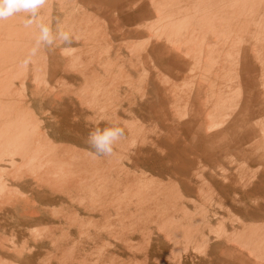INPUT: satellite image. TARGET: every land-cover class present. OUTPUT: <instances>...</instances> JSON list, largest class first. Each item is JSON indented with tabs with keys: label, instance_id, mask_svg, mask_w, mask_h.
<instances>
[{
	"label": "rangeland",
	"instance_id": "rangeland-1",
	"mask_svg": "<svg viewBox=\"0 0 264 264\" xmlns=\"http://www.w3.org/2000/svg\"><path fill=\"white\" fill-rule=\"evenodd\" d=\"M161 1L48 0L47 6L50 4V12L48 14L49 7L45 6L41 10L40 19L44 23L50 21L54 30L57 23H59L64 30L70 31L74 38L73 44L68 47L57 42V46L51 51L41 49L40 53L35 57L37 59L33 58L34 62L32 61L27 68L21 67V61L25 59L29 50L34 46L38 30L35 25L30 28L24 27V14H19L4 22H0V79L5 76L6 83L10 86L8 89L11 92V94L10 92L8 94L6 90H2L0 95L1 98L9 95L11 97L9 98V103L10 106L12 105V109L9 108L7 110L4 105L0 108V113L3 111L9 112L5 115V120L9 122L20 120V117L25 116L23 113L27 115V107L31 108L36 117V126L40 127H38L39 134H34L33 136L38 140L40 138L39 142L48 144L47 141L49 139L46 138L45 141L41 138L43 135H47L52 141L51 144L57 147L58 152L66 155V160L68 157H72V154L74 157L78 154H86V160L89 161L91 170L96 165L100 166L99 163H101V168L107 167L110 169L109 171H104V177L107 179V183H110L111 179H114L116 171L122 170L121 174L124 176L127 170L132 174L134 187L144 196L138 201V205L132 213L123 209L116 214L113 213L106 220H101V225L108 227L105 223L109 222L112 217L117 218V223L114 224L115 228L113 229L115 234L113 235L118 236L117 233L122 232L121 235L119 234L122 238L119 241L121 245L117 248L105 245L108 241H115L113 238L108 240L111 237L101 236L95 239L97 242L94 245H91L90 242L93 241L92 239H89L85 235L80 237L79 233L75 230L70 237L77 243L72 244L73 242L71 241L72 243L70 242L63 250L59 249L56 254L54 253L56 250L51 247L50 242L34 241L37 237L40 238L39 235L47 225L45 223L46 221H31L23 228L24 231L21 235L17 231V228L20 227L19 220L27 216H18L21 211L18 208L14 209L13 212L15 213L13 215L12 212L8 213V220L0 219V264L2 261L3 264H57L55 261L57 255L66 259V262L59 264H77L75 260L82 257L86 261L81 264H91V260L97 256L103 264H131L132 262V264H177L178 262V264H264V198H257L259 189L253 188L254 183L259 179V174L264 171V111L257 112L249 120L257 130H262L263 134L255 138L258 139L257 144L253 142V139L249 143H244L243 148H239V151L237 148L238 142H233L228 139L217 141V138L211 137L203 143L204 149L207 150L202 154L196 153L193 146L195 142L186 138L180 129L181 120H188L190 116V106L182 100L184 96L191 93L192 86L190 79L188 77H175L173 79L167 77L164 72L158 71L153 58H148L146 54L148 42H151V44L154 42V32L151 30L149 35L152 36L148 38L147 27L158 23L164 18L166 12L170 10L174 9L178 14L180 13L179 9L181 4L179 0ZM161 3L164 5L161 6ZM61 4L63 7H61ZM158 5L159 7L157 8ZM109 11L110 13H108ZM155 11L160 17L157 16ZM83 12L93 22V27L83 28V24L80 21L84 16ZM196 13L195 10H190L188 11V16L193 17ZM252 13L255 16V20L249 24L246 37L250 38L251 41H254L252 43L256 44L254 50L256 60L258 61V65L264 68V14H262L261 10H255ZM132 15L138 16V19H133L135 17L132 18ZM148 16L152 21L147 20ZM102 20L106 22V25H104L105 22ZM188 21L186 20V23H184L185 27L176 30L175 33L179 34L180 32L186 31L189 25ZM186 24L188 25L186 26ZM164 30H167L170 34L167 28L162 27L160 28V32L157 33L159 35H156V37L160 38L168 35V32L163 33ZM230 37L231 34H228V40ZM84 39L86 40L85 44L83 42ZM89 40L93 44L88 42ZM83 44L87 46L85 47ZM110 44L112 45V49L110 48ZM123 44H125V47H123ZM131 44L132 46H130ZM93 48L96 49L93 50ZM115 49L117 50L113 51ZM224 50H228V46L224 47ZM132 52L136 55H132ZM75 54L79 56L76 55L79 58L78 60L74 57ZM115 55L117 57H113ZM16 69L18 71L21 70L16 72ZM118 69L120 70L118 71ZM102 71L105 75L102 74ZM42 72H44L43 77L41 75L39 77V74H42ZM117 72L120 74L117 75ZM124 72L126 73L124 74ZM127 73L129 77H126ZM21 77L25 78V82H21ZM214 77L217 81H223L222 83L224 84L233 85L232 80L228 78H221L217 75ZM24 78H22V81ZM19 80L23 87L18 82ZM261 81L262 89L264 90V77L261 78ZM42 82L46 83L43 84ZM6 83L2 86H6ZM216 85L213 86L210 80L203 82V96L201 99L203 103L202 108L200 107V116L205 122L223 118L225 123L227 119L233 116L237 107L228 101L216 107L211 103H205V95H208ZM93 86L98 92L92 94V96L96 95L95 98L87 93L88 96H85L86 98L81 100V95H84V89L86 90L88 88L89 90ZM17 88L20 90L22 88L24 92L22 90L18 91ZM13 91L16 94L12 93ZM18 92H21L20 97H18ZM5 93L7 96L4 95ZM16 95L18 96L16 97ZM21 95H25V97H21ZM78 97L79 99H77ZM91 99L94 101H91ZM85 101L89 106H87ZM261 103L263 105L254 104V109L258 110L261 106H264V97ZM78 104H80L79 107ZM89 109L93 110V113ZM114 112L116 113L114 118L118 121L117 125L123 126L125 129L126 138L123 139L124 141L122 140L115 145L116 150H114V154L111 157H94L92 154L94 150H91L87 143L88 134L94 128L112 126L113 124H109L107 119L104 121L105 124H97L96 121H99L101 117L104 120L105 117L107 118V116L113 115ZM121 114L124 115L122 116ZM112 115L110 117L113 119ZM37 117L40 124H38ZM9 122L6 123L8 126H10ZM84 122H87L88 125ZM72 130L74 131L72 132ZM83 130L85 131L83 132ZM69 136H75L80 139H78V142L77 139L71 141L68 140ZM137 139H141L142 141H138ZM2 146L4 147L2 148L4 149L2 151L3 153H8L13 148L12 144L10 146L8 144H2ZM216 151L217 154H213ZM121 153H123V157ZM196 155L197 157H195ZM209 155L213 156L211 157ZM118 161L119 163H117ZM89 165L87 164V166ZM118 167L121 168L119 169ZM6 168L11 172L12 170L15 171L12 173L8 171L11 176L18 172L16 170L17 168L15 169L13 166L4 165L0 174L5 173L7 175ZM13 186V184H9L8 188L15 189ZM109 197L105 195L104 198L108 200ZM32 203L34 202L32 201ZM31 206L33 207L34 204H31ZM45 206L49 215L50 213L54 215L53 213L57 212L59 208L58 204H48ZM32 207L28 209H32ZM121 222L125 226L130 223L133 227L134 233L128 243H125L128 230L125 226L122 227L125 230L119 227ZM4 223L5 226L3 227ZM36 232L38 235H35ZM55 236H58V233ZM55 236L52 241L55 238L57 239ZM181 238L186 242L183 239L181 240ZM23 242H28L29 246L17 252L10 251L9 248H12L13 245L19 247ZM174 245L175 247L177 245V251ZM36 250L38 253H35Z\"/></svg>",
	"mask_w": 264,
	"mask_h": 264
},
{
	"label": "bare ground",
	"instance_id": "bare-ground-1",
	"mask_svg": "<svg viewBox=\"0 0 264 264\" xmlns=\"http://www.w3.org/2000/svg\"><path fill=\"white\" fill-rule=\"evenodd\" d=\"M148 1V0H147ZM163 1V0H162ZM161 1V2H162ZM165 1V0H164ZM189 1V0H188ZM227 1V0H226ZM234 0H232L231 2L233 3ZM248 1V0H247ZM246 1V2H247ZM251 1V0H250ZM254 1V0H253ZM241 2V0L239 1ZM239 2H237L238 4H240ZM243 2V0H242ZM50 3V2H49ZM48 3V4H49ZM101 3V2H100ZM244 3V2H243ZM248 3V2H247ZM261 2H259L260 4ZM63 4V3H62ZM61 4V5H62ZM102 4V3H101ZM150 4V3H149ZM158 4V3H156ZM189 4V3H187ZM191 4V3H190ZM193 4V3H192ZM228 4H230L228 2ZM237 4V5H238ZM160 5V4H159ZM159 5L157 6V8L159 7ZM164 5L161 3V6ZM194 5V4H193ZM193 5H191V7H194ZM217 5V4H216ZM224 5H225V2H224ZM50 4L46 7H49ZM71 6V5H70ZM149 6V5H148ZM223 6V5H222ZM236 6V5H235ZM241 7H239V5L237 7L242 8V5L240 4ZM60 7V6H59ZM63 7V5L61 6ZM104 7L106 8L105 4H104ZM139 7V6H138ZM165 7V6H164ZM225 7V6H224ZM227 7V5H226ZM231 7V6H229ZM101 8V7H100ZM110 8V7H109ZM151 8V7H150ZM220 8V7H219ZM219 8H217V10H219ZM245 8V7H244ZM48 9V8H47ZM92 9V8H91ZM90 9V10H91ZM113 9V8H111ZM146 9V8H145ZM148 9V8H147ZM220 9H223V8H220ZM248 9V8H247ZM250 9V8H249ZM50 10V7L48 9V14H49V11ZM109 10V9H108ZM140 10V9H139ZM181 9H179L180 11ZM196 10V9H195ZM205 10V9H204ZM226 10V9H224ZM242 10V9H241ZM244 10V9H243ZM45 11V10H44ZM98 11V10H97ZM158 11V10H157ZM198 10H196L195 12H197ZM91 12V11H90ZM123 12V11H122ZM156 12V11H155ZM162 12V11H161ZM194 12V11H192ZM208 12V11H207ZM218 12V11H217ZM230 12L231 14V10L228 11V13ZM238 12H241V11H238ZM110 13V11L108 12ZM157 13V12H156ZM165 13V12H164ZM199 13V11H198ZM210 13V12H209ZM227 13V12H226ZM233 13V12H232ZM235 13V11H234ZM246 13V12H245ZM117 14V13H116ZM225 14V12H224ZM240 15V14H239ZM238 15V16H239ZM157 16H158V13H157ZM188 16V15H187ZM220 16V15H218ZM232 16V15H231ZM241 16V15H240ZM244 16V14L242 15ZM49 17V16H48ZM47 17V19H48ZM112 17V16H111ZM160 17V16H158ZM178 17V16H177ZM189 17V16H188ZM192 17V16H190ZM221 17V16H220ZM246 17V15L244 16V18ZM98 18V17H97ZM163 18V17H162ZM170 18V17H169ZM208 18V17H207ZM239 18V17H238ZM242 18L241 20L244 21L245 19ZM53 19V18H52ZM101 19V18H100ZM165 19V17H164ZM168 19V18H166ZM178 19V18H177ZM182 19V18H181ZM189 19V18H188ZM211 19V18H210ZM237 19V18H236ZM244 19V20H243ZM50 20V19H49ZM48 20V21H49ZM55 20V19H54ZM99 20V19H98ZM140 20V19H139ZM169 21H171L170 19H168ZM174 20V19H172ZM179 20V19H178ZM190 20V19H189ZM204 21L205 22V19H201V21ZM240 20V19H239ZM238 20V21H239ZM104 21V20H102ZM141 21V20H140ZM152 21V19L150 20ZM162 21V20H161ZM164 21V20H163ZM181 21V20H179ZM188 21V20H187ZM191 21V20H190ZM194 21V20H192ZM197 21V20H196ZM195 21V22H196ZM202 21V23H203ZM220 21V20H219ZM235 21V19H234ZM50 22V21H49ZM48 22V23H49ZM55 22V21H54ZM89 22V21H88ZM105 22V21H104ZM165 23H161L159 22L158 24L156 23V27L158 26L159 28H162L166 25V22L168 21H164ZM172 22V21H171ZM241 22V21H240ZM247 22L249 23V21L247 20ZM7 23V22H5ZM9 23V22H8ZM169 23V22H168ZM167 23V24H168ZM182 23V22H181ZM184 23V22H183ZM218 23V21H217ZM234 23V22H233ZM243 22H241L242 24ZM173 24H175L173 22ZM190 24H194V23H190ZM238 24V23H237ZM243 24L246 25V22H244ZM87 25V24H86ZM106 25V22L105 24ZM188 24H186L187 26ZM198 25V24H197ZM209 25V24H208ZM221 25V24H220ZM244 25V26H245ZM249 25V24H247ZM16 26V25H15ZM85 26V25H84ZM178 26V25H177ZM181 28H182V25L180 24ZM212 26V25H211ZM235 26V25H234ZM66 27V26H65ZM104 27V26H103ZM154 27V26H153ZM179 27V26H178ZM185 27V26H183ZM191 27V26H190ZM188 27V28H190ZM196 27V26H195ZM194 27V28H195ZM248 27V26H247ZM247 27L245 26L246 30H247ZM9 28V27H8ZM85 28V27H84ZM166 28V27H165ZM180 28V27H179ZM180 28V29H181ZM219 28V26H218ZM222 28H223V25H222ZM235 28V27H234ZM174 29V28H173ZM185 29V28H184ZM207 29V28H206ZM213 29V27H212ZM211 29V30H212ZM238 29V28H237ZM1 30V29H0ZM29 30V29H28ZM69 30V29H68ZM106 30V29H105ZM159 30V29H158ZM157 30V31H158ZM209 30V29H208ZM210 30V31H211ZM86 31V30H85ZM155 31V30H154ZM75 32V31H74ZM151 32V31H150ZM168 32L167 30L163 31V33H166ZM179 32V31H178ZM192 32V31H191ZM78 33V32H77ZM84 33V32H83ZM99 33V32H98ZM101 33V32H100ZM169 33V32H168ZM85 34V33H84ZM90 34V33H89ZM103 34H106V33H103ZM127 34V33H126ZM153 34V33H152ZM161 34V33H160ZM178 34V33H177ZM34 35V34H33ZM92 35V34H90ZM95 35V34H94ZM110 35V33H109ZM121 35V34H120ZM155 36L153 37H156V35H159L157 33H154ZM174 35V32L172 33V30L169 34V36H173ZM76 36V35H75ZM85 36V35H84ZM88 36V35H87ZM147 36V35H146ZM152 36V35H151ZM189 36V35H188ZM2 37V36H1ZM9 37V36H8ZM77 39L78 36H76ZM75 37V38H76ZM80 37V36H79ZM109 37V36H108ZM123 37V36H121ZM206 37V34L205 36ZM150 38V37H148ZM157 38V37H156ZM175 38V37H174ZM196 38V37H195ZM213 38V37H212ZM87 39V38H86ZM94 39V38H93ZM172 39V38H171ZM215 39V38H214ZM218 39V38H217ZM223 39V38H222ZM1 40V39H0ZM99 40V39H98ZM97 40V41H98ZM157 40V39H155ZM160 40V39H159ZM203 40V39H202ZM206 39L204 38V41ZM213 40V39H212ZM244 40V39H243ZM83 41V40H82ZM86 40L84 39V44L86 43L85 42ZM102 41V40H101ZM104 41V40H103ZM110 41V40H109ZM166 41V40H165ZM185 41V40H184ZM188 41V40H186ZM218 41V40H217ZM247 41V40H245ZM13 42V41H12ZM15 42V41H14ZM90 42V40L88 41ZM96 42V41H95ZM106 42V41H104ZM190 42V40H189ZM201 42V41H200ZM206 42V41H205ZM210 42V41H209ZM244 42V41H243ZM254 42V41H253ZM258 42V41H257ZM260 42V41H259ZM82 43V42H81ZM92 43V42H90ZM97 43V42H96ZM101 43V42H100ZM113 43V42H112ZM133 43V42H132ZM138 43V42H137ZM163 43V42H162ZM173 43V41H172ZM207 43V42H206ZM212 43V42H210ZM214 43L216 44L217 42L214 41ZM245 43V42H244ZM252 43V42H251ZM12 44V43H11ZM83 44V45H84ZM93 44V43H92ZM129 44V43H128ZM135 44V43H133ZM209 44V43H207ZM246 44H248L246 42ZM245 44V45H246ZM102 45V44H101ZM125 47V44H123ZM26 46V44H25ZM28 46V45H27ZM85 47L87 45H84ZM127 46V45H126ZM129 46V45H128ZM132 46V44L130 45ZM129 46V47H130ZM134 46V45H133ZM248 46V45H247ZM2 47V46H1ZM24 47V46H22ZM91 47V46H90ZM107 47V46H106ZM112 47V45L110 44V48ZM135 47V46H134ZM139 48V47H137ZM136 48V49H137ZM1 49V48H0ZM80 49V48H79ZM85 49H88V48H85ZM96 49V48H93V50ZM112 49V48H111ZM141 49V48H140ZM139 49V50H140ZM4 50V49H3ZM43 50V49H42ZM108 50V48H107ZM117 49L113 50V51H116ZM144 50V49H143ZM18 51V50H17ZM87 51V50H86ZM106 51V50H105ZM120 51V50H119ZM3 52V51H2ZM72 52V51H71ZM101 52V50H100ZM138 52V50H137ZM144 52V51H142ZM17 53V52H16ZM15 53V54H16ZM80 53V52H78ZM110 53V52H109ZM133 53V52H132ZM141 53V51H140ZM6 54V53H5ZM115 54V53H114ZM77 54H75L74 57H76ZM132 55H136V54H132ZM78 56V55H77ZM79 57V56H78ZM76 57V59L78 60L79 58ZM113 57H117L116 55L113 56ZM112 57V58H113ZM196 57V56H195ZM218 57V55H217ZM35 58V57H34ZM37 59V58H35ZM74 59V58H73ZM72 59V60H73ZM75 59V60H76ZM81 59V58H80ZM88 59V58H87ZM110 59V57H109ZM114 59V58H113ZM197 59V58H196ZM34 60V59H33ZM32 60V61H33ZM76 60V61H77ZM195 60V58H194ZM81 61V60H80ZM96 61V60H95ZM109 61V60H108ZM197 61V60H196ZM201 61V60H199ZM34 62V61H33ZM44 62V61H42ZM10 63V62H8ZM12 63V62H11ZM75 63V62H73ZM172 63V62H171ZM200 63V62H199ZM1 64V63H0ZM78 64V63H76ZM81 64V63H79ZM197 64V63H196ZM34 65V64H33ZM129 65V64H128ZM134 65V64H133ZM201 65V63H200ZM74 66V65H73ZM109 68V67H108ZM117 68V67H115ZM208 68V67H207ZM8 69V68H7ZM23 69V68H22ZM39 69V68H38ZM111 69V68H110ZM133 69V68H132ZM21 70V69H20ZM19 70V71H20ZM114 70V69H112ZM120 69H118L119 71ZM213 70V69H212ZM215 70V69H214ZM18 70L16 69V72ZM18 71V72H19ZM23 71V70H22ZM99 71V70H98ZM116 71V70H115ZM122 72V71H120ZM214 72V71H213ZM211 72V73H213ZM43 73L42 74H39V77L41 75V77H43ZM126 72H124L125 74ZM187 73V72H186ZM20 74V73H19ZM60 74V73H59ZM102 74H104V72L102 71ZM107 74V73H106ZM120 74L117 72V75ZM209 74V73H208ZM216 74V73H215ZM1 75V74H0ZM46 75V74H45ZM57 75V74H56ZM105 75V74H104ZM103 75V76H104ZM128 73L126 74V77H129ZM213 75V74H212ZM210 74V76H212ZM218 75V74H217ZM35 76V75H34ZM33 76V78H34ZM116 77V75H114ZM121 76V75H120ZM139 76V75H138ZM209 76V77H210ZM26 77V75H25ZM89 77V76H87ZM97 77V76H96ZM107 77V76H106ZM123 77V76H122ZM133 77V76H132ZM18 78V77H16ZM22 78L24 77H21V82H25V78L24 80L22 81ZM102 78V77H101ZM20 79V78H18ZM37 79V78H36ZM59 79V78H58ZM64 79V78H63ZM97 79V78H96ZM115 79V78H114ZM140 79V78H139ZM147 79V78H146ZM209 79V78H208ZM14 80V78H13ZM40 80V79H38ZM100 80V78H99ZM168 80V79H167ZM183 80V79H182ZM33 81V80H32ZM37 81V80H36ZM35 81V83H36ZM43 81V80H41ZM46 81V80H45ZM84 81V80H83ZM12 82V81H11ZM20 82V80L18 81ZM20 82L21 84V87L22 86V83ZM71 82V80H70ZM69 82V83H70ZM147 82V81H146ZM191 82V81H190ZM4 83H6V78L5 76L0 79V93L2 90H6L9 94L10 90L8 89L9 84L6 83V86H2L4 85ZM10 83V82H9ZM41 83V82H40ZM43 83V82H42ZM46 83V82H44ZM43 83V84H44ZM48 83V82H47ZM51 83V82H50ZM55 83V82H54ZM57 83V82H56ZM72 83V82H71ZM74 83V82H73ZM85 83V82H84ZM195 83V81H194ZM53 84V83H51ZM12 85V84H11ZM49 85V84H48ZM59 85V84H58ZM109 85V84H108ZM134 85V84H133ZM15 86V85H13ZM11 86V87H13ZM20 86V85H19ZM29 86V85H28ZM33 86V84H32ZM99 86V85H98ZM7 87V88H6ZM17 87V85H16ZM31 87V86H30ZM35 87V86H34ZM38 87V86H37ZM36 87V88H37ZM49 87V86H48ZM104 87V86H103ZM117 88V87H116ZM164 88V87H163ZM16 89V88H15ZM14 89V91H15ZM18 89V88H17ZM24 89V88H23ZM26 89V88H25ZM33 89V87H32ZM61 89V88H60ZM99 89V88H98ZM106 89V88H105ZM120 89V88H119ZM193 89V88H192ZM22 90V88H21ZM20 89H18V91H21ZM54 90V89H53ZM59 90V89H57ZM132 90V89H131ZM12 92V93H15V92ZM28 91V90H27ZM30 91V90H29ZM52 91V90H51ZM56 91V90H55ZM100 91V90H99ZM115 91V90H114ZM118 91V89H117ZM127 91V90H126ZM5 92V91H4ZM22 92H24L22 90ZM58 92V91H57ZM97 91L94 89V86L92 88H90L88 90V88L84 91H83V94L84 95H81V100H84L86 97L85 96H88L87 93L90 94L91 97L95 98V96L92 94H95ZM131 92V91H130ZM4 94L5 96H7V94ZM19 96L16 95V97H20V93L21 92H18ZM31 93V92H30ZM56 93V92H55ZM67 93V92H66ZM81 93V92H79ZM98 93V92H97ZM120 94V92H118ZM129 93V92H128ZM11 94V92H10ZM16 94V93H15ZM38 94V92H37ZM127 94V93H126ZM26 95V94H25ZM25 95H21L25 97ZM70 95V94H69ZM224 95V94H223ZM3 96V95H2ZM89 97V98H91ZM131 97V96H129ZM9 98H11L9 95L7 97H3L1 98V95H0V108L2 107V105H4V107L7 108V110L10 108L12 109V105L10 106V103H9ZM76 98V96H75ZM133 98V97H132ZM135 98V96H134ZM180 98V97H179ZM199 98V97H198ZM222 98V97H221ZM17 99V98H16ZM21 100H23L22 98H20ZM79 99V97L77 98ZM178 99V98H176ZM190 99V98H189ZM217 99V98H216ZM132 100V99H131ZM11 101V100H10ZM91 101H94L93 99H91ZM130 101V100H129ZM178 101V100H177ZM13 102V101H12ZM21 102V101H19ZM23 102V101H22ZM86 102V101H85ZM121 102V101H120ZM76 103V102H74ZM90 103V102H89ZM137 103V102H136ZM83 104V103H82ZM87 106H89V104L86 102ZM122 104V103H121ZM202 104V103H201ZM80 104H78V107H79ZM85 105V104H84ZM136 105V104H134ZM189 105V104H188ZM191 105V104H190ZM91 106V105H90ZM89 108V107H88ZM87 108V109H88ZM119 108V107H118ZM27 115L26 113H23L25 114V116L23 117H20V120H16V121H6L5 120V115H7L9 112H6V111H3L0 113V171L2 170L3 166L4 165H8V166H13V168H17L16 170L18 171L17 173H13L14 175L11 176L9 171L7 168V175L4 173V174H0V219L2 220H5L7 219V215L9 212H12V215L14 211V209H19L21 212L19 213L20 215L18 216H27L26 218H20L21 220H19V224H20V227L17 228V231L22 235L23 234V228L25 226H27L31 221H38V222H44L46 221L45 223L47 224L44 229H43V232L39 235L40 238L37 237V239H35L34 241H37L38 242H41V241H45V242H50L51 244V247L56 250L54 253H58L59 249L63 250L64 247H66L71 241L72 244H76L77 242H74L71 234H73V232L76 230L78 233H79V236L82 237V236H87L89 239H92L93 241L90 242L91 245H94L97 241H95V239L101 237V236H105V237H111V238H108L109 239H114L115 241H111V242H106L105 245L106 246H110L112 248H117L118 246L121 245V233H117V235H113L115 234L114 232V224L117 223V218L116 217H112L109 222H106L105 224L108 225V227H105V226H102L101 225V220H106L107 217H110V215H112L113 213H117L121 210H126L128 211L129 213H132L134 209H136V206L138 205V201L140 199H142V196L143 194H141L139 191L136 190V187H134L133 185V180H132V174L129 173L127 170H126V173L125 175L123 176L121 173H122V170H118L116 171L115 173V177L114 179H111V182L110 183H107V179H105L104 177V173L106 171H109L110 169H108L107 167L105 168H101V163L100 166H97L91 170L90 168V165H89V161L86 160L87 158V155H77L76 157L73 156V154L71 155L72 157H68L67 160H66V155L65 154H62L60 152H58V150L56 149L57 147L52 145V141L50 140L49 137H47V135H43V140L46 141V138L49 139L48 144H42L41 142H39L38 139L34 138V134H39V126H36V117H35V114H34V111L27 107ZM83 109V107H82ZM90 111H92L93 113V110L89 109ZM118 110V109H117ZM136 110V109H135ZM12 111V110H11ZM86 111V110H85ZM99 111V110H98ZM78 113V111H76ZM113 112V111H112ZM134 112V111H133ZM75 113V114H77ZM86 113V112H85ZM84 113V114H85ZM91 113V112H90ZM96 113V112H95ZM45 114V113H44ZM106 114V113H105ZM136 114V113H135ZM170 114V112H169ZM174 114V113H173ZM90 115V114H89ZM112 115V114H111ZM110 115V116H111ZM114 115H116V113L114 112V114L112 115L113 116V119L112 117L110 116H107V118L105 117V119L103 120V118L101 117L99 121H96L97 124H105V120L107 119V121H109L108 123L109 124H117L118 121L115 120L114 118ZM122 115V114H121ZM124 115V114H123ZM122 115V116H123ZM129 115V114H128ZM137 116V115H136ZM172 116V115H171ZM86 117V116H85ZM99 117V116H97ZM109 117V119H108ZM126 117V116H125ZM131 117V116H130ZM175 117V116H173ZM208 117V116H207ZM171 118V117H170ZM192 118V117H191ZM210 118V117H209ZM97 119V118H95ZM139 119V118H138ZM167 119V117H166ZM6 122H5V121ZM88 120V119H87ZM189 120V119H188ZM187 120V121H188ZM37 121H38V124L39 123V120H38V117H37ZM79 121V120H78ZM138 121V120H137ZM179 121V120H178ZM10 124V126H8L6 123ZM42 122V121H41ZM75 122V121H74ZM77 122V121H76ZM91 122V121H90ZM95 122V121H94ZM125 122V121H124ZM88 125L87 122H84ZM92 123V122H91ZM121 123V122H120ZM132 123V122H131ZM12 124V125H11ZM122 124V123H121ZM138 124V123H137ZM5 125H7V127H5ZM71 125V124H69ZM83 125V124H81ZM90 125V124H89ZM132 125V124H131ZM130 125V126H131ZM209 125V124H208ZM51 126V125H50ZM63 126V125H62ZM91 126V125H90ZM95 126V125H94ZM126 126V125H125ZM128 126V125H127ZM134 126V125H133ZM186 126V125H185ZM198 126V125H197ZM39 127V128H38ZM107 127V126H106ZM123 127V126H122ZM129 127V126H128ZM156 127V126H155ZM188 127V126H187ZM215 127V126H214ZM102 128V127H101ZM124 128V127H123ZM132 128V127H131ZM134 128V127H133ZM65 129V128H64ZM93 129V128H92ZM95 129V128H94ZM103 129V128H102ZM130 129V128H129ZM142 129V128H141ZM179 129V128H177ZM187 129V128H186ZM41 130V129H40ZM70 130V129H69ZM82 130V129H81ZM86 130V129H85ZM83 130V132L85 131ZM137 130V129H136ZM144 130V129H143ZM146 130V129H145ZM44 131V130H43ZM71 131V130H70ZM74 130H72L73 132ZM79 131V130H78ZM140 131V129H139ZM211 131V130H210ZM88 132V131H87ZM137 132V131H136ZM148 132V131H147ZM75 133V132H74ZM131 133V132H130ZM150 133V132H149ZM182 133V132H181ZM187 133V132H186ZM192 133V132H191ZM196 133V132H195ZM142 134V132H141ZM177 134L179 135V133L177 132ZM193 134V133H192ZM210 134V132H209ZM75 135V134H74ZM140 135V134H139ZM158 135V133H157ZM177 135V136H178ZM39 136V135H38ZM87 136V135H86ZM142 136V135H141ZM147 136H148V133H147ZM186 136V135H185ZM37 137V136H36ZM143 137V136H142ZM67 138V137H66ZM141 138V137H139ZM138 138V139H139ZM147 138V137H145ZM149 138V137H148ZM175 138V137H174ZM182 138V137H181ZM187 138V137H186ZM77 139V142L79 141L78 139L80 138H77L75 136H69L68 137V140H71V141H75ZM137 139V140H138ZM158 139V138H156ZM193 139V138H191ZM141 140V139H140ZM138 140V141H140ZM176 140V139H174ZM42 141V139H41ZM124 141V140H123ZM134 141V140H133ZM142 141V140H141ZM126 142V141H125ZM131 142V141H130ZM123 143V142H122ZM139 143V142H138ZM2 144L4 145H13V148L11 151H9L8 153H3L2 151L4 149ZM125 144V143H124ZM127 144V143H126ZM142 144V143H141ZM140 144V145H141ZM130 145V144H128ZM126 146V145H125ZM132 146V145H131ZM145 146V145H144ZM6 147V146H5ZM121 147V146H120ZM142 147V146H140ZM171 147V146H170ZM7 148V147H6ZM73 148V147H72ZM126 148H128L126 146ZM125 148V149H126ZM172 148V147H171ZM170 148V149H171ZM174 148V147H173ZM118 149V148H117ZM123 149V147H122ZM147 149V148H146ZM169 149V148H168ZM177 149V148H176ZM71 150V149H70ZM76 150V149H75ZM116 150V149H115ZM120 150V149H118ZM117 150V151H118ZM148 150V149H147ZM81 151V150H80ZM172 151H174L172 149ZM176 151V150H175ZM71 152V151H70ZM82 152V151H81ZM87 152V151H86ZM183 152V151H182ZM78 153V152H76ZM139 153V152H138ZM175 153V152H174ZM212 153V152H211ZM123 153H121L122 155ZM132 154V153H131ZM183 154V153H182ZM202 154V153H201ZM118 155V154H117ZM134 155V154H133ZM184 155V154H183ZM195 155V154H194ZM94 156V155H93ZM92 156V157H93ZM131 156V155H130ZM211 156V155H209ZM213 156V155H212ZM211 156V157H212ZM95 157V156H94ZM93 157V158H94ZM120 157V156H119ZM118 157V158H119ZM123 157V155H122ZM135 157V156H134ZM197 157V155L195 156ZM215 157V156H214ZM97 158V157H96ZM103 158V157H102ZM116 158V157H114ZM133 158V156H132ZM120 160V159H119ZM131 160V159H130ZM113 161V160H112ZM115 161V160H114ZM132 161V160H131ZM111 162V161H110ZM122 162V161H121ZM107 163V162H106ZM113 163V162H112ZM115 163V162H114ZM119 163V161L117 162ZM87 164L89 166H87ZM122 164V163H121ZM139 164V163H138ZM142 164V163H141ZM263 164V163H262ZM109 165V164H108ZM113 167V166H112ZM115 167V165H114ZM119 168V167H118ZM121 168V167H120ZM119 168V169H120ZM5 169V170H6ZM123 169V168H122ZM126 169V168H125ZM139 169V168H137ZM133 170V169H132ZM262 170V169H261ZM14 170H12L13 172ZM105 171V172H104ZM11 172V173H12ZM15 172V171H14ZM262 172V171H261ZM3 173V171H2ZM264 173V171H263ZM255 174V173H254ZM249 175V174H248ZM256 175V174H255ZM261 175V174H260ZM251 176V175H250ZM264 176V175H263ZM111 177V176H110ZM252 178V177H250ZM255 178V177H254ZM259 178V177H258ZM261 178V177H260ZM139 179V178H138ZM27 180V181H26ZM255 180V179H254ZM253 180V181H254ZM256 181V180H255ZM241 182V181H240ZM140 183V182H139ZM189 183V182H188ZM11 185L13 184L14 188L15 189H11V188H8V185ZM140 185V184H139ZM160 185V184H158ZM258 185V184H256ZM263 186V183L261 184ZM147 186V185H146ZM138 187V186H137ZM160 187V186H159ZM257 187H260V186H257ZM146 189V188H145ZM150 189V188H149ZM20 191V193H18V191ZM156 190V189H155ZM262 191V190H261ZM26 192H28V194H26ZM264 192V191H263ZM25 194V195H24ZM148 194V193H147ZM247 194V193H246ZM250 194V193H249ZM263 194V193H262ZM105 195H108L110 196L108 198V200H106ZM154 199V198H153ZM158 199V197H157ZM32 201L34 203H32ZM153 201V200H152ZM169 201V200H168ZM260 202H262L261 200H259ZM167 203V202H166ZM31 204H34V208L31 206ZM48 204H53V205H56L58 204L59 208L57 210V212L53 213L54 215H52L50 213V215L47 213V210H46V206L45 205H48ZM263 204V203H262ZM162 205V204H161ZM160 205V207H161ZM264 206V205H263ZM29 207H32V209H28ZM165 207V206H163ZM167 208V206H166ZM261 208V207H260ZM28 209V210H26ZM158 209V208H157ZM252 210V209H251ZM18 211V210H17ZM181 211V210H180ZM52 212V211H51ZM159 212V211H158ZM182 212V211H181ZM245 212V211H244ZM195 213V212H194ZM243 214H246V213H243ZM160 215V214H158ZM185 215V214H184ZM189 215V214H188ZM252 215V214H250ZM10 216V215H9ZM249 216V215H248ZM251 217V216H250ZM256 217V216H255ZM261 217V216H260ZM177 218V217H176ZM179 218H182V217H179ZM9 219V218H8ZM7 219V220H8ZM11 220V219H10ZM124 220V219H123ZM175 220V219H173ZM11 223V222H10ZM9 223V224H10ZM9 224H6V225H9ZM111 224V225H110ZM162 224V223H161ZM164 225V224H163ZM162 225V226H163ZM181 225V224H180ZM5 226V223L3 224V227ZM14 226V225H13ZM19 226V225H18ZM125 225L121 222L119 227L122 229V227H124ZM161 226V227H162ZM188 226V225H187ZM190 226V225H189ZM158 227V226H156ZM160 227V226H159ZM175 227V226H174ZM192 227V226H191ZM125 228L128 230L127 231V237H126V240H125V243H128L129 240H131L132 238V235H133V227L130 225V223L125 226ZM164 228V227H163ZM119 229V230H121ZM124 229V228H123ZM122 229V230H123ZM166 229V228H165ZM174 229V228H173ZM30 230V229H29ZM33 230V229H31ZM121 230V231H122ZM125 230V229H124ZM256 230V229H255ZM16 232V230H14ZM163 231V229H162ZM165 231V230H164ZM170 231V230H169ZM187 231V230H186ZM234 231V230H233ZM35 232V231H34ZM33 232V233H34ZM39 232V231H38ZM118 232V231H117ZM192 232V231H191ZM195 232V231H194ZM30 233V232H29ZM58 233V236H55V234ZM156 233V232H155ZM158 233V232H157ZM171 233H173L171 231ZM175 233V232H174ZM187 233V232H186ZM120 234V235H119ZM168 234V233H166ZM189 234V233H188ZM217 234V233H216ZM234 234V233H233ZM255 234V233H254ZM35 235H38V233L36 232ZM160 235V234H159ZM183 235V234H181ZM264 235V234H263ZM55 237H57V239L55 238L54 241H52V239ZM92 236V237H91ZM120 236V237H119ZM145 236V235H144ZM172 236V234H171ZM179 236V235H178ZM239 236V234H238ZM254 236V235H253ZM23 237V236H22ZM190 237V236H189ZM237 237V236H236ZM6 238V237H5ZM144 238V237H143ZM162 238V237H161ZM168 238V236H167ZM175 238V237H173ZM180 238V237H179ZM185 238V236H184ZM204 238V237H203ZM234 238V237H233ZM240 238V237H239ZM14 239V238H13ZM183 238H181L182 240ZM186 239V238H185ZM252 239V238H251ZM260 239V238H259ZM258 239V240H259ZM264 239V238H263ZM28 240V239H27ZM118 240V241H117ZM149 240V238H148ZM172 240V239H171ZM238 240V238H237ZM33 241V240H32ZM158 241V240H156ZM175 241V240H174ZM184 242H186L184 239H183ZM188 241V240H187ZM198 241V240H197ZM250 241V240H249ZM252 241V240H251ZM261 241V240H260ZM263 241V240H262ZM87 242V241H86ZM113 242V243H112ZM172 242V241H171ZM190 242V241H189ZM235 242V241H234ZM244 242V241H243ZM12 243V242H11ZM30 243V242H29ZM46 243V244H47ZM137 243V242H136ZM150 243V242H149ZM253 243V242H252ZM13 244V243H12ZM34 244V243H33ZM38 244V243H37ZM42 244V243H41ZM45 244V246H46ZM151 244V243H150ZM176 244V243H175ZM228 244V243H227ZM230 244V243H229ZM239 244V242H238ZM241 244V243H240ZM246 244V243H245ZM249 244V243H248ZM104 245V244H103ZM104 245V246H105ZM158 245V244H157ZM173 245V243H172ZM171 245V246H172ZM206 245V244H205ZM204 245V247H205ZM8 246V244H7ZM29 244L28 242H23L22 245H20L19 247L17 245H13L12 248H9L10 251L12 252H17L18 250L22 249V248H25V247H28ZM39 246V245H38ZM76 246V245H75ZM151 246V245H150ZM149 246V247H150ZM164 246V245H163ZM101 247V246H100ZM161 247V246H160ZM165 247V246H164ZM175 247V245H174ZM177 247V245H176ZM176 247H175V250H176ZM180 247V246H179ZM253 247V246H251ZM31 248V247H30ZM104 248V247H103ZM159 248V247H158ZM157 248V249H158ZM34 249V247H33ZM123 250V248H121ZM162 249V248H161ZM164 249V248H163ZM188 249V248H187ZM252 250V248H250ZM259 249V248H258ZM100 250V249H99ZM149 250V249H148ZM185 250V249H184ZM183 250V251H184ZM42 251V250H41ZM67 251V250H66ZM95 251V250H94ZM98 251V250H97ZM160 251V250H159ZM177 251V250H176ZM182 251V250H181ZM195 251V250H194ZM197 251V250H196ZM9 252V251H8ZM109 252V251H108ZM199 252V251H198ZM35 253H38V251L36 250ZM56 253V254H57ZM127 253V252H126ZM146 253V252H145ZM13 254V253H12ZM40 254V253H39ZM68 254V253H67ZM96 254V253H95ZM94 254V255H95ZM172 254V253H171ZM202 254V253H201ZM3 255V254H2ZM32 255V254H31ZM99 255V254H98ZM146 255V254H145ZM23 256V255H22ZM91 256V255H90ZM93 256V255H92ZM102 256V255H101ZM4 257V256H3ZM115 257V256H114ZM175 257V256H174ZM5 258V257H4ZM42 258V257H41ZM181 258V257H180ZM262 258V257H261ZM2 259V258H1ZM34 259V258H33ZM73 259V258H72ZM183 259V258H182ZM117 260V259H116ZM184 260V259H183ZM7 261V260H6ZM4 261V262H6ZM55 261L57 264L59 263H63V262H66V259L62 256H56L55 258ZM77 264H81L83 263L84 261H86L85 258H79V259H76L75 260ZM180 261V260H178ZM39 262V261H38ZM50 262V261H49ZM91 264H103V262L101 261L100 258H98V256L94 259L91 260ZM111 263V261H109ZM139 262V261H138ZM137 262V263H138ZM12 263V262H11ZM20 263H21V260H20ZM26 263V262H24ZM28 263V262H27ZM35 263V262H34ZM133 263V262H132ZM131 263V264H132ZM179 263V262H178ZM177 263V264H178ZM259 263V262H258ZM263 263V262H262ZM3 264V261L2 263ZM107 264V263H106ZM114 264V263H113ZM136 264V263H135ZM139 264V263H138ZM188 264V263H187ZM253 264V263H252Z\"/></svg>",
	"mask_w": 264,
	"mask_h": 264
},
{
	"label": "crops",
	"instance_id": "crops-1",
	"mask_svg": "<svg viewBox=\"0 0 264 264\" xmlns=\"http://www.w3.org/2000/svg\"><path fill=\"white\" fill-rule=\"evenodd\" d=\"M231 1L232 0H179L181 4L180 13L178 14V12L174 9L170 10L169 12H166V15L164 16L165 19L163 18L162 21H159L161 23H165V20L168 21L169 23L166 22L164 28L166 27L170 32L172 30L174 35L169 36V33H167L168 35L160 38L158 37L157 40H155L156 37H153L154 42L152 44L151 42H148L146 46V54L148 58H153L158 71L164 72L167 77L172 79L175 77H188L191 81V86L193 89H191V93L189 95L187 94V96H184L182 99L187 105L189 104L190 106V116L188 121L181 120L180 129L188 139L193 138L191 141L195 142V145L193 144V146L197 154H201L207 150L204 149L203 143L205 140L211 137L217 138V141L221 139H228L233 142H238L237 148L239 150V148H243L244 143H249L253 139V142L257 144L258 139L255 138L260 137L263 134L262 130H257L253 124L249 122V120L257 112L264 111V106H261L258 110L254 109V104L256 103L263 105L261 101L264 97V90L262 89L261 78L264 77V68L258 65V61L256 60L254 53L256 44L251 43L253 41L246 37V34L249 30V25L247 24H250L253 22V20H255V16L252 12L255 10H261L262 14H264V0H243L244 3L242 0L241 2H239L240 0H234L233 3ZM228 2L230 4H228ZM237 2L242 5V8L239 9L241 6ZM259 2L261 3L259 4ZM237 4L239 7H237ZM191 5L194 7H191ZM219 7L223 9H220ZM217 8H219V10H217ZM195 9L198 10L199 13L197 11L195 16L188 17V11ZM230 10L231 14L230 12L228 13ZM84 14L85 12H83V15ZM243 14L244 16L246 15L245 18L242 16ZM131 17H135L133 19H138V16L136 17L132 15ZM166 18L170 19L172 22ZM177 18L181 21H179ZM203 18L205 19V22L202 20V23L201 19ZM242 18L245 20L243 19L244 21H242ZM147 20L150 21L149 16L147 17ZM186 20H189L188 27H191H187L186 31L176 34V30L181 28L180 24L183 27L184 23H186ZM80 21L83 24V28L85 27V29L94 26L90 18H87L85 15L80 19ZM240 21L243 23L246 22V25L243 23L241 24ZM173 22L175 24H173ZM244 25L246 27L248 26L247 30ZM147 29V35L150 38L151 35H149V33L151 30L154 33L160 32V28L158 26L156 27V23H154L152 26H148ZM205 34L206 37H204ZM228 34H231L229 40ZM153 36L155 35L153 34ZM204 38L209 44L204 41ZM214 41L217 43L215 44ZM246 42L248 44H246ZM226 46H228V50L225 51L224 47ZM223 50L225 51L224 54H222V52H224ZM213 67L215 70H212ZM210 74H213L214 76L218 74L217 76H220L221 78H228L232 80L233 85L230 86L228 84L222 83L223 81H217L214 76L211 78ZM205 80H210V83H212L213 86L217 84L208 95H205V103H211L214 107H216L228 101L237 107V110L233 116L227 119L225 123L223 118L205 122L200 116L202 108L201 103H203L201 101L203 96L202 86ZM213 154L216 155L217 151ZM243 155H245V153H243ZM260 174L259 179L256 183H254L253 188L259 189L257 198H264V174ZM262 183L263 186L261 185Z\"/></svg>",
	"mask_w": 264,
	"mask_h": 264
},
{
	"label": "clouds",
	"instance_id": "clouds-1",
	"mask_svg": "<svg viewBox=\"0 0 264 264\" xmlns=\"http://www.w3.org/2000/svg\"><path fill=\"white\" fill-rule=\"evenodd\" d=\"M48 0H0V22H4L19 14H24V27L30 28L35 25L38 30L34 46L28 55L21 61V67L27 68L41 49L51 51L57 42L70 47L73 44V35L64 30L59 23L55 30L52 24L44 23L40 19L41 10L47 5ZM126 138L125 129L117 124L109 127L95 128L90 131L87 143L92 154L97 157H111L114 154L115 145Z\"/></svg>",
	"mask_w": 264,
	"mask_h": 264
}]
</instances>
